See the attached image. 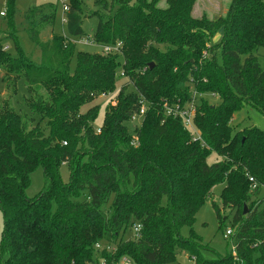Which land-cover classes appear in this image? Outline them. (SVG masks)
I'll return each mask as SVG.
<instances>
[{
	"label": "trees",
	"instance_id": "16d2710c",
	"mask_svg": "<svg viewBox=\"0 0 264 264\" xmlns=\"http://www.w3.org/2000/svg\"><path fill=\"white\" fill-rule=\"evenodd\" d=\"M85 1L66 0L65 26L72 37L84 35ZM193 2L93 0L103 12L94 11L92 43L121 42V55L75 53L69 39L55 34L41 41L36 27L54 18L45 12L47 5L23 12L38 63L25 56L14 33L6 38L15 57L0 38L2 82L15 92L16 80L25 81L29 112H16L10 100L0 104V251L5 255L0 264L103 259L116 264L122 258L173 264L180 253L193 264H264V208L259 210L264 132L231 125L245 107L264 115V66L258 55L264 47V0H231L225 17L215 21L193 19ZM8 5L13 13L12 0ZM220 30L219 41L210 45ZM120 63L125 82L111 100L115 104L105 108L103 125L94 129L98 106L84 113L80 108L115 90ZM206 94L217 96L219 104L210 105L202 98ZM176 103L196 106L193 121L203 144L192 141L180 119L165 116L164 104ZM142 105L141 124L130 130L127 123ZM212 153L220 160L208 164ZM61 164L70 170L68 184L58 178ZM38 168L48 185L30 199L24 191ZM220 183L222 205L234 211L235 255L211 261L202 257L191 227ZM216 216L221 229L225 218L218 209ZM137 226L135 235L123 240L127 229ZM185 226L187 238L180 235ZM101 243L112 251L96 250Z\"/></svg>",
	"mask_w": 264,
	"mask_h": 264
},
{
	"label": "rangeland",
	"instance_id": "374dc122",
	"mask_svg": "<svg viewBox=\"0 0 264 264\" xmlns=\"http://www.w3.org/2000/svg\"><path fill=\"white\" fill-rule=\"evenodd\" d=\"M9 1L11 0H0V38H2V45L4 47L5 52L15 57L17 52L14 48L13 42L11 39L6 38L9 33H14L15 38L18 41L19 46L24 52L25 56L30 58L34 63H38L40 61V54L38 50L33 46L32 42L29 39V36L26 32L25 20L23 17V12L27 11L31 7L47 5L49 8L45 9L47 13H54V18L51 21H45L40 23L36 29L39 32V38L41 41H47L50 39L52 34L63 36L71 41L74 44L75 53L77 52H85L89 54H96L101 52L100 46L92 43L91 39L94 34L95 27L98 23V17L95 15L94 11H97L99 14L102 13L101 8H96L93 6V0H86L83 6L84 15L88 14L86 18L83 19L82 29L84 35L82 37H72L67 33L65 23L61 22V18L64 16L62 11V4L66 3V0H12V3L15 7L14 12L9 11ZM134 1V0H132ZM231 0H194L193 5L190 10V16L193 19L197 20H210L215 21L218 18H223L226 15L228 5ZM161 8L165 7L164 2L162 1L159 5ZM93 14V15H92ZM33 25H35V20L32 21ZM222 34V30H220L212 39L209 44L213 45L215 42H218ZM259 62L262 66H264V47L258 49ZM120 67L117 68V71L120 70L122 64L120 63ZM76 67V57L72 59L70 63V71ZM2 73L0 72V104H4V101L10 100L13 108L16 112L22 115H28L29 112L24 103V97L27 96L26 91V83L22 78L16 80L15 92H10L6 86V80L2 82L1 79ZM125 82L123 78H119L116 81L115 90L110 93L109 96H96L92 97L91 101L87 104H84L80 108V112L84 113L90 106H98L97 116L93 122V128L99 129L103 125L105 108L107 105L115 104V100L111 101L117 92L118 88L121 84ZM14 88V87H13ZM108 95V94H106ZM203 99H205L210 105H218L219 99L217 96L211 95H203ZM198 104V102L196 101ZM196 108V106H195ZM141 118H137L135 122L127 123V126L130 130L134 125L140 126ZM231 125L236 128L240 127L245 128L249 126H255L261 131L264 132V115L260 112L251 109L249 107H245L242 110L238 111L231 122ZM195 127V125H194ZM188 131V130H187ZM195 131L198 133L200 139L198 142L203 144L200 132L195 127ZM99 132V131H98ZM193 138V132L188 131ZM196 142V141H193ZM132 145V144H131ZM135 145L132 146H136ZM203 146V145H202ZM220 158L217 157L216 154L212 153L208 159V164H212L216 161H219ZM58 178L62 184H68L70 181V170L67 165L61 164L58 167ZM47 182L44 179L42 168L36 169L30 176V182L25 189V196L27 198H33L39 194L42 190L47 188ZM224 187V183H220L215 185L209 194V198L206 203L197 211L194 219V223L191 229L194 232V235L200 240L202 247H200V253L204 259L207 260H218L221 258H225L228 255H235V241L233 240L232 232H233V215L234 211L230 212L228 208L223 207L222 202L220 200V194ZM260 198H264V188L261 189ZM215 207H213V204ZM259 206V205H258ZM264 208V204H261L259 210ZM216 209H218L220 216L224 219V225L220 229L219 221L216 216ZM4 221L3 215L0 210V241L3 233ZM134 230V229H133ZM230 231L229 234H226L227 231ZM232 230V232H231ZM137 231H132L130 228L127 229L123 236V240H127L131 234L136 233ZM190 234L189 227H182L180 230V235L184 238H187ZM135 235V234H134ZM107 252H111L113 247L109 245H105V243H101L95 246V249H105ZM5 259V255L0 251V263H3ZM123 259L122 258L116 264H119ZM102 261V260H101ZM99 261L97 264H107L103 259L104 263ZM173 264H193L191 260L188 259L185 253H180L177 255L176 262Z\"/></svg>",
	"mask_w": 264,
	"mask_h": 264
},
{
	"label": "built area",
	"instance_id": "2783aa9c",
	"mask_svg": "<svg viewBox=\"0 0 264 264\" xmlns=\"http://www.w3.org/2000/svg\"><path fill=\"white\" fill-rule=\"evenodd\" d=\"M62 11L64 16L61 18V22L65 23L66 22V17H65V13L68 11V7L66 5V3L62 4ZM0 15H3V13H0ZM122 43L121 42H116L115 44H110V45H104L101 46V51L103 54L105 55H114V54H118L121 55L122 54ZM118 75L120 76V78L124 77V73L122 68H120V70L118 71ZM125 79V78H123ZM110 94L106 95V94H102L101 96L105 97V96H109ZM164 109H165V116L166 117H171V118H178L181 120L182 126L184 127V129L193 132V138L192 141H198L200 139L198 133L195 131V127H194V121L193 118L195 116L196 113V108L194 103H190L187 106L184 105H180L178 103L169 106L167 104H164ZM144 106L142 105L138 111V113H135L134 115H132L130 122H135L137 120V118H141L144 114ZM137 143V140L135 138H132L131 144L135 145ZM255 186H252V188H254ZM139 228L138 226L136 228H134V231H137ZM230 231L228 230L226 232V234H229ZM101 263H104L103 260L101 261ZM119 264H133L132 261L130 259H123Z\"/></svg>",
	"mask_w": 264,
	"mask_h": 264
},
{
	"label": "water",
	"instance_id": "95a60500",
	"mask_svg": "<svg viewBox=\"0 0 264 264\" xmlns=\"http://www.w3.org/2000/svg\"><path fill=\"white\" fill-rule=\"evenodd\" d=\"M153 64H149V68H152ZM246 213V208L244 207V214Z\"/></svg>",
	"mask_w": 264,
	"mask_h": 264
}]
</instances>
